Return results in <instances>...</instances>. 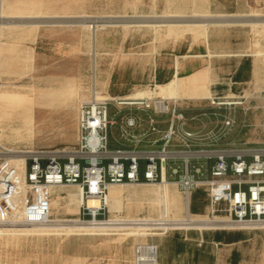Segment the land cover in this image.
<instances>
[{
    "label": "rangeland",
    "instance_id": "1",
    "mask_svg": "<svg viewBox=\"0 0 264 264\" xmlns=\"http://www.w3.org/2000/svg\"><path fill=\"white\" fill-rule=\"evenodd\" d=\"M175 75L181 80L170 81ZM194 76L202 77L196 87L189 84ZM158 79L168 81L158 87ZM93 88L126 101L155 97L149 111L121 105L117 113L112 105L111 148L136 144L120 130L128 117L142 121L133 132L138 147H160L171 117L153 110L162 97L183 115L175 127L192 133L193 144L209 145L216 133L221 147L258 145L264 0H0L1 143L19 149L74 145L79 107ZM190 93L204 99H188ZM150 117L161 133L149 130ZM228 119L234 123L227 125ZM144 169L141 163V175ZM176 179L167 186H115L121 194L113 208L110 203L109 220L89 227L96 234L77 230L88 227L80 225V205L71 197L77 189H56L50 223H0V264H134L138 244L153 243L159 256L171 255L175 239L200 232L202 264H264V225L211 222L203 191L199 213L190 206L189 221ZM216 232L242 239L208 241Z\"/></svg>",
    "mask_w": 264,
    "mask_h": 264
},
{
    "label": "built area",
    "instance_id": "2",
    "mask_svg": "<svg viewBox=\"0 0 264 264\" xmlns=\"http://www.w3.org/2000/svg\"><path fill=\"white\" fill-rule=\"evenodd\" d=\"M100 96L93 88L92 98L81 103L77 142L72 146L19 149L0 142V223H50L54 192L66 187L81 192L79 222L103 223L109 220L113 186L156 185L177 177L174 183L189 212L193 194L203 191L212 219L243 227L264 225V116L262 139L256 146L221 147L216 133L209 136V145H196L192 133L175 127V121L183 119L175 106L170 109L166 101L155 100L154 112L171 116L160 138L163 144L138 147L141 139L133 132L142 121L128 117L125 121L122 118L120 130L123 137H130L136 144L111 148L109 132L117 124L115 116L122 111L119 106L134 105L149 111L151 99L126 101ZM112 105L117 110L114 115ZM148 120L149 130L161 133L156 127L159 122L152 117ZM225 123L232 125L234 121ZM141 163H145L143 175ZM90 199L99 201V206L90 207ZM134 264H159L158 245H136Z\"/></svg>",
    "mask_w": 264,
    "mask_h": 264
},
{
    "label": "crops",
    "instance_id": "3",
    "mask_svg": "<svg viewBox=\"0 0 264 264\" xmlns=\"http://www.w3.org/2000/svg\"><path fill=\"white\" fill-rule=\"evenodd\" d=\"M179 80H181L180 77L175 75L174 78L170 81H179ZM160 86H162V84L158 85V87ZM141 98H144V97H141ZM134 99H140V98H134ZM188 99L198 100V99H204V98H196V97L189 95ZM193 234H195L196 236L195 238L189 239L187 236H185L183 239H180V238L175 239L174 251H172L171 255H165L162 253L159 256V264H202L201 258H202L203 251L199 249L198 246H201V243L204 242V236L202 232L193 233ZM207 238H208V241L212 243L222 244V243L213 241V237L211 239L210 236H207ZM231 244H234V243H231ZM231 244H227V245H231ZM185 259L189 261L185 262Z\"/></svg>",
    "mask_w": 264,
    "mask_h": 264
},
{
    "label": "bare ground",
    "instance_id": "4",
    "mask_svg": "<svg viewBox=\"0 0 264 264\" xmlns=\"http://www.w3.org/2000/svg\"><path fill=\"white\" fill-rule=\"evenodd\" d=\"M202 82V77L200 78V77H197V76H194L192 79H190V81H189V84H190V86H194V87H196V86H198L200 83ZM191 96H193V97H196V98H202L201 97V94L200 93H191L190 94ZM148 99H155V97L152 95V94H150L149 95V97H148ZM162 100H165V99H168V98H166V97H162L161 98ZM177 99V98H176ZM4 102V101H3ZM11 102H14V101H11ZM17 102H19V101H17ZM159 103H162V101H160ZM15 104V103H14ZM161 107H162V105H161ZM11 108V107H10ZM163 108V107H162ZM13 109V108H12ZM13 111V110H12ZM9 114H11V113H9ZM12 115V114H11ZM169 184V182H168V180H165V182L162 184V185H168ZM115 186H113L112 188H111V192H110V198L112 199V202H111V199H110V203H111V206H112V208H113V199L116 197V196H118L119 194H121L120 192H121V190H119V189H116V188H114ZM166 190V189H165ZM71 197L74 199V200H76L77 202H78V204L80 205L81 203H82V196H81V192L80 191H78L77 190V192L75 193H73L72 195H71ZM88 205L90 206V207H97V206H99V201H97L96 199H90L89 201H88ZM186 211H187V213H188V220L189 221H192L193 222V219L191 218V213L188 211V207L186 206ZM226 220H220V219H213V220H211V222H217V223H223V222H225ZM31 225H44V224H31ZM80 225H83V226H88V227H79V228H77V230H79V231H82V232H84L85 234H96L97 233V230L95 229V228H89V227H97L98 225H95V224H80ZM228 225H231V224H228ZM99 227V226H98Z\"/></svg>",
    "mask_w": 264,
    "mask_h": 264
},
{
    "label": "trees",
    "instance_id": "5",
    "mask_svg": "<svg viewBox=\"0 0 264 264\" xmlns=\"http://www.w3.org/2000/svg\"><path fill=\"white\" fill-rule=\"evenodd\" d=\"M248 64L250 65V63H248ZM241 75H242V72L239 71L237 73V75L234 77V80L235 81L241 80ZM168 80H170V78ZM168 80L163 81L161 79H158V82L160 84H162V83H166ZM201 194H203V193H200L199 191H196L193 194V196H192V201H191V212L192 213H199V209H198V207L196 205V201L198 199V196L201 195ZM241 239H242V237H241V235L239 233L235 234V235H230V234H225L223 232H216L213 235V241L218 242V243L231 244V243H236V242L240 241Z\"/></svg>",
    "mask_w": 264,
    "mask_h": 264
}]
</instances>
